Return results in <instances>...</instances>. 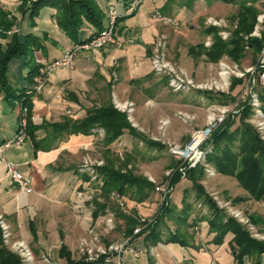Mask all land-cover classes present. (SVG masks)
I'll return each instance as SVG.
<instances>
[{"label":"crops","instance_id":"0c3cea01","mask_svg":"<svg viewBox=\"0 0 264 264\" xmlns=\"http://www.w3.org/2000/svg\"><path fill=\"white\" fill-rule=\"evenodd\" d=\"M2 1H10L15 8L20 4V0ZM151 1L161 9L165 6V2L161 0ZM9 11L11 12V9ZM131 19L132 17L127 18L117 27L118 32L117 34L115 32L114 36L119 45L109 43L104 49L93 52L80 51L74 59L72 68H60L48 74L43 90L30 98V109L21 105L15 97L16 92L14 97H7L0 89V145L12 139L17 133L22 107L27 109L29 124L33 127L27 130V137L23 143H13L0 152V214L4 216L10 227L11 240H23L30 246L34 257L32 264H66V259L59 254L61 246L67 248L71 259L82 260V255L78 251V242L88 235L90 227L94 226L96 230L94 220L97 217L93 218L92 213L91 216H87L88 213L85 211V208L91 204L85 203L78 207L75 191L84 184V175H87L81 168L85 155L88 154L93 159H99L93 157L95 154L101 155L103 148L100 139L103 138L104 131L101 128H94L89 134L67 133L58 131L51 125L61 123L67 118L83 119L89 108L101 104L100 99L104 97L98 95L102 94L103 89L109 85L112 89H116L120 98L124 100L122 93L124 82L128 81L129 84L134 81L141 82L151 73L147 60L132 55L126 45L134 44L139 40H146L151 45L159 23L147 25V20H144L135 21L132 25L130 21L127 23ZM50 22L53 23L52 27L45 26L39 29L37 27L33 29L35 33L30 30L34 35L45 38V49L35 51L33 57L40 65L57 59L74 44L57 28L51 15ZM94 32L93 26L85 23L80 30L78 40H87ZM135 57L139 60L134 59ZM23 58L20 59L23 61ZM131 60L134 67L130 66ZM12 61L9 63L7 74L11 86L14 89L30 86L31 82L26 77L29 64L24 60L22 63L27 64L28 67L18 72L22 63L18 62L19 66L14 67ZM113 64L115 67L112 69L117 75L114 71L112 74L119 81L116 85L108 83L107 67L110 68ZM98 83H101L100 87ZM143 90L141 87L140 92ZM138 124L141 126L140 121L132 126H137L135 128L143 133L138 129ZM129 135L128 133L121 135L111 144V149L117 146V142L122 143L124 140L125 143ZM8 163L29 181L31 192L22 191L10 177L7 171ZM182 181L185 180L178 182L177 186H185ZM144 201L137 203L128 199L130 213L132 214L133 208L146 211L143 207ZM251 201L253 200L247 198L240 205L245 207ZM172 223L174 224L173 220ZM196 223L200 224L199 229L197 225H193L192 231L190 228L188 232L182 230V238L185 241L182 244L158 242L146 246L143 235L135 237L134 245H138L137 247L143 249L144 253L139 257L126 254L125 264H211L212 262L234 264L231 246L226 244L232 239V234H227L224 242L217 245L212 242L214 235L209 233L207 221ZM195 228L198 231H195ZM221 254H225L224 257L220 256ZM217 258H220L221 263L217 262ZM263 258L264 254L261 256V263ZM245 261V264H252L251 258H246Z\"/></svg>","mask_w":264,"mask_h":264},{"label":"rangeland","instance_id":"374dc122","mask_svg":"<svg viewBox=\"0 0 264 264\" xmlns=\"http://www.w3.org/2000/svg\"><path fill=\"white\" fill-rule=\"evenodd\" d=\"M26 1L29 2V0ZM137 1L138 0H135L133 5L136 4ZM161 1L165 2V6H167L168 11L163 13L161 7L156 4H152L151 0H142V2L136 7L137 9L135 14L131 16L132 19L127 21V23L130 21V24L132 25L135 21L144 20H147V25H157V23H159L156 34H154L155 37L150 43L151 45H149L146 40H139L134 44L129 43L126 45V48H130L132 55L135 54L143 57L145 61L147 60L148 69L151 73L144 77L141 82L134 81L129 84L128 81H125L122 86L124 100L120 98L116 89H112L111 86H104L105 88L103 89L102 94L100 93L98 95L104 97L102 100L100 99V103L105 101L108 97H111L113 104L114 99H117L120 102H132L135 107V112L133 113V117L130 122L133 125H137L138 121H140L141 126L138 124V129H141L146 137L161 144L159 147H150V145H147L139 139L129 135V137L126 136L127 139L125 143L124 140H122V143L117 142V146L112 148V151L116 154L115 156L111 155V157H113L114 164L117 167H121L124 164L123 162L128 158V165L126 168L123 167L122 171L126 169L131 170L135 174L143 175L149 181H151V177L154 180V182L151 181L154 185V190L149 193L148 198L144 201L145 203H143V207L146 208V211L133 208L132 214L130 213L129 208V198L126 195L124 199V210L119 206L116 200L110 198L109 194L107 199L109 208L107 207L105 211L99 215L103 216L106 210L113 212L115 215L114 228L110 234L102 236V238L105 239V241H110L119 240L127 236L124 235L125 220L122 215H133V218L138 221V224L139 217H144L148 220L149 225L155 223L154 218L158 213L159 207L163 203L172 210L171 215H167L162 220L161 229L163 237L167 236L168 233L174 232L182 237V230L188 232V229L190 228L192 231L193 225H197V228L199 229L200 224H197L196 222H202L203 220L207 221V219L211 216V209L207 203H204L203 196H199V194L195 193L197 190L192 189V182L187 179L188 171L198 166L202 167L203 176H201L197 182L202 186V189L211 201L214 202L220 210L224 211L226 215L234 218L240 225H242L252 237V232L249 230L248 225L245 222L239 221V219L234 215V212L240 211V213L253 225L254 234L258 233L264 237V201L255 202V200H253L247 203L245 207H243L244 205L241 206L240 204L242 202L244 203V201L248 198L246 191L241 189L234 177L217 172L216 169L206 161V155L197 161L192 160L193 165L189 166V161L173 153L175 147L182 148L190 141L191 134L194 130L201 129L206 125L208 114L217 113L223 108L229 109L230 112L221 124L212 128L211 136L225 121L234 119L237 115H240L246 103L249 105L251 111L245 121L256 130L254 126L255 110L252 109L253 106L250 103L251 92H249V90L252 88V79H256L259 75L260 70L256 65L259 64V59L264 47L259 53L254 55L250 46L247 45L245 56L239 61L233 60L226 54H223L217 61H210L206 55H200L198 50L190 54L189 49L191 46L195 47L198 43H205L207 40H210L212 44V36L203 34V30L208 27L215 28L216 34L221 40L230 41L233 37L234 30L238 25L237 12L239 6L244 1L245 5L253 6L257 10L252 30L244 36V41L247 42L249 37L261 39L264 35V22L260 24L258 22V17L260 14H264V0ZM111 2L118 6L115 1L112 0ZM100 3H103V1L100 0ZM109 4L110 1L106 5L105 3L102 5L103 9L105 8L106 11V23L108 22L107 9ZM0 5L4 8L9 7L11 9V12L9 11L10 9H6L10 13L8 14V18L12 19V16L15 17L14 24L9 33H7L8 35H11V32L16 30L19 34L25 35L26 33H29L30 30L35 33L33 29H37V27L39 29L45 28V26H53V23L50 22L52 9L49 7L42 8L38 17L31 19L29 11L23 12L18 9L21 5V0L18 8L12 6L10 1L5 2L0 0ZM157 15H160L161 17L167 16L173 19V21L177 22V26H174L170 22H164V18L159 19ZM209 19L218 20L222 25V29L211 26L208 23ZM32 23H34V25ZM257 25H259V36L254 35V30ZM117 27L118 25H116L115 21L116 31L114 30V34L115 32L116 34L118 32ZM221 30H225L227 32L226 38L224 39L220 33ZM160 34H164L167 39V46L165 50L166 59L176 69L185 73L191 79L193 78L195 83L214 80L223 82V80H220V72L222 71L220 64L224 63L227 65L228 74L225 75V80L228 81L227 89L224 88L223 91H204L189 88L186 91L172 92L171 88L167 86V77L156 75L151 63V56L153 55L152 49ZM6 41L7 38H2L0 36V42L3 45ZM124 42H126V40ZM107 45L108 44L99 49H104ZM210 45L205 47H210ZM107 52L109 51H106V53ZM34 55L35 53L31 56L32 59ZM134 59L139 60V58L136 57ZM24 60L25 58H23V61ZM133 60H131L130 64ZM23 61L19 58L14 59L12 62L14 67H17L19 66L18 62L22 63ZM14 62H16V64ZM13 64L11 63V65ZM45 64H47V62L44 64L42 63L41 66ZM130 66L134 67L132 64ZM251 66H256L257 68V73L255 75H246L244 78H240L236 75L237 71L243 72ZM24 67H28V65L22 63L18 72H21V69ZM113 67H115L114 64L110 67L111 69L107 67L108 83L116 85L119 81L118 79L116 80L115 75H117V72L112 69ZM26 70L27 69H25V71ZM113 71L115 75L112 74ZM38 73L39 70L37 74ZM233 79H242V81L236 86L235 90L232 91L231 85ZM97 85L100 87L101 83H98ZM256 86L259 85L257 84ZM141 87L144 90L140 92ZM146 89L148 90L146 91ZM206 92H212L215 94L225 93L232 96V98L221 99L220 101L210 100L205 96ZM257 93L260 101L261 117H263L264 121V88H262L260 93ZM241 94L244 95V97L246 96L247 99L242 98ZM256 132L258 133L260 139L264 142V139L261 138L259 132L257 130ZM100 143L102 146V138L100 139ZM210 148L211 146H204V150H210ZM103 151L104 148L101 150V155L95 154L93 157L99 158L105 162ZM175 172L180 175V181L185 180L182 181V183H185V186H177L180 181L175 185L170 183L171 177ZM85 181H89V178ZM91 186L95 187L96 181L91 182ZM156 186H168V193L166 197L163 198V196L155 190ZM102 193L103 192L100 194L97 193V195H99V199L96 198L98 201H103L104 197H102ZM186 204H188V207L185 212L182 213ZM92 207L94 209V203L85 208V211L88 213L86 214L87 216L91 215L93 210ZM186 215L187 217L185 218ZM172 220L174 221V224L172 223ZM95 226L98 233L103 231L104 225L101 222L96 223ZM197 228H195V231H198L196 230ZM142 235L145 236V232H142ZM135 237L133 241H135ZM257 240L264 242V238ZM230 241H227L226 244H230ZM135 246L137 247L138 245ZM5 247L10 250L8 246L5 245ZM224 255L225 254H221L220 256L224 257ZM245 260L246 259H244L243 264H245ZM233 261L234 264H237L234 256ZM20 262L23 264L21 260ZM217 262L221 263L220 258H217ZM260 264H264V258Z\"/></svg>","mask_w":264,"mask_h":264},{"label":"trees","instance_id":"16d2710c","mask_svg":"<svg viewBox=\"0 0 264 264\" xmlns=\"http://www.w3.org/2000/svg\"><path fill=\"white\" fill-rule=\"evenodd\" d=\"M21 0L19 7L23 12L29 11L31 19L38 17L40 10L44 7H49L54 10L51 17L55 21L57 28L74 44L81 43L86 40L79 41V33L85 23L90 24L95 29V32L88 39L93 38L97 33L106 26V11L102 5H105L112 0ZM117 3L116 25L121 24L127 18L135 14L136 9L127 14V9L133 5L135 0H113ZM167 6L162 8V12H166ZM257 10L253 6L245 5V1L239 6L237 17L238 25L234 30L233 37L230 41L221 40L216 29L212 27L205 28L203 34L212 36V44L210 47H205L204 43H198L195 47L191 46L189 53L192 54L198 50L200 55H206L210 61H217L223 54L230 56L233 60L239 61L245 56L246 46L256 55L264 47V35L261 39L249 37L247 42L244 41V36L251 32ZM10 14L0 5V36L7 38L3 45L0 42V89L5 92L7 97H14L20 101L24 107L31 108L30 97L27 96L26 90L28 87L14 89L8 81L9 63L14 59L26 58L25 61L29 64L27 79L31 84L33 78L37 74L41 65L36 63L33 56L34 51L44 50V36H37L29 32L25 35L19 34L17 31L11 30L15 17L8 18ZM34 25V23H32ZM46 36V35H45ZM87 39V40H88ZM54 61V60H53ZM242 79H233L231 90H235L236 86L241 83ZM110 86V85H109ZM257 92L260 93L261 87H258ZM205 96L210 100H218L232 98L229 94L206 92ZM251 109L246 103L240 115L234 119L225 121L210 137L209 141L204 146H211L206 154V161L211 164L217 172L234 177L239 186L243 188L249 199L255 201H264V142L260 139L256 130L245 121ZM27 130L33 127L29 124V114ZM52 127L58 131L67 133H91L94 128H101L104 131L102 138L103 157L105 158L104 165L98 170L103 180L102 197L103 201L94 199L93 218H96L100 213H103L108 207L107 199L112 191L120 195H126L129 199L141 203L154 190V185L143 175L135 174L131 170L122 171L128 163L124 161L123 166L117 167L114 164L112 156L115 152L111 149V144L116 141L124 133L139 139L150 147H159L161 144L146 137L142 132L138 131L127 118L126 113L115 108L111 97H108L98 106H92L87 110V115L80 120L71 118L65 119L58 124H52ZM203 176L202 167L198 166L188 171L187 179L192 182V189L197 190L195 193L203 196L204 203H207L211 209V216L207 219L208 231L213 233L212 242L220 244L223 242L227 234H232L230 241L231 251L237 264H243L244 259L251 258L253 264L261 263V256L264 254V242L259 241L249 235L245 228L240 225L234 218L225 214L220 210L214 202L205 194L202 186L197 182ZM88 175H84V180H87ZM180 175L173 173L170 183L177 184L180 180ZM188 204L182 210V213L187 209ZM109 208V207H108ZM172 210L164 203L159 207L158 213L154 218V222L145 230L144 243L146 246L154 245L158 242L164 243H184V239L177 233H168L163 237L161 229L162 220L167 215H171ZM187 214V213H186ZM125 220L124 235H130L133 229L138 224L133 218V215H122ZM187 215L185 216V218ZM136 218V216H135ZM157 219V222H156ZM185 222V221H184ZM142 232L137 236L142 235ZM0 230V264H21L20 258L15 253L8 250L3 244ZM59 254L66 259V264H87L83 260L71 259L70 252L65 246L60 247Z\"/></svg>","mask_w":264,"mask_h":264},{"label":"built area","instance_id":"2783aa9c","mask_svg":"<svg viewBox=\"0 0 264 264\" xmlns=\"http://www.w3.org/2000/svg\"><path fill=\"white\" fill-rule=\"evenodd\" d=\"M142 2L138 0L136 4L130 6L127 9V14L131 13L136 9V7ZM108 22L106 26L102 28L96 36L90 38L81 43L73 44L68 48L60 57L51 61L45 65H42L39 68V73L36 74L33 78V83L26 90L27 96L32 98V96L40 93L46 84V78L48 74L52 71L60 68H72L75 57L79 54L80 51H96L97 49L105 46L106 44H118L114 37L115 30V21L117 17L116 5L110 2L107 9ZM159 19L164 18V22H170L174 26H177V22L173 19L164 16L161 17L157 15ZM258 22L261 24L264 22V14H260L258 17ZM208 23L216 28L222 29L221 23L218 20L209 19ZM259 24V25H260ZM255 27L254 35L259 36L258 26ZM222 38H226V31H220ZM205 46L211 44L210 40H207ZM167 39L164 34L160 36L155 41L153 46V55L151 56L152 67L155 70V74L159 76L167 77V86L171 88L172 92L186 91L189 88L204 90V91H223L224 88L227 89L228 81L225 80V75L228 74L227 65L221 63L222 71L220 72V82L218 80L214 81H204L197 82L193 81L188 75L176 69L171 63L166 59V50ZM259 68V75L257 78L252 79V88L249 90L251 92L250 103L253 106L252 109L255 110L254 113V126L259 132L262 139H264V121L261 117L260 101L258 98V93L256 92L257 87L264 88V49L262 51L261 57L259 59V64L256 65ZM256 66H251L245 69L243 72L237 71L236 75L240 78H244L246 75H255L257 73ZM233 72V71H232ZM259 86H256V85ZM242 95V94H241ZM244 99L247 97L244 95L241 96ZM240 97V98H241ZM114 106L118 110L126 113L129 121L132 120L133 113L135 110L134 104L130 101L120 102L117 99H114ZM229 109L223 108L220 109L217 113H211L207 115L206 125L201 128L194 130L191 134L190 141L184 147H175L173 150L174 154L177 156L183 157L185 160L189 161V166H192V160L197 161L205 157L208 149L204 150V144L211 137L212 128L218 124H221L226 116L229 113ZM27 109L22 107L20 111L19 119V128L15 136L3 142L0 145V152L11 146L13 143L21 144L27 137ZM104 165V161L101 159H93L90 155H85L81 168L89 177V181H85L84 184L78 187L75 191V200L78 207L85 203H94V199H99V195L102 192L103 180L98 170L99 167ZM7 171L10 177L18 184L19 188L25 192H31L29 181L24 177V175L18 171L13 165L7 164ZM151 181L154 180L150 177ZM96 181V186H91V182ZM155 190L160 193V195L166 197L168 193V186L159 187L156 186ZM96 194V195H95ZM110 198L116 200L119 206L125 210V196L120 195L119 193L112 191L110 193ZM234 212V211H231ZM236 218L239 221L245 222L248 225L249 230L252 232V237L257 239H263L264 237L258 233L254 234V228L251 222L248 221L240 211L234 212ZM91 216V215H90ZM114 213L110 210H106L103 216L98 215L94 220L95 223L101 222L104 227L103 231L98 233L95 230L94 226L88 229V235L81 238L78 242V251L82 255V260L89 264H125V255L131 254L133 257H139L144 253V250L140 247L134 245V237L140 234L149 226V221L144 217H139V224L133 229V232L130 235L125 236L119 240H110L105 241L102 236H107L114 228ZM90 221L93 223V219L90 217ZM0 230L3 239V243L9 247V249L18 255L23 264H32L34 257L30 246L23 240H11L10 227L5 221V218L0 214ZM211 264H215L212 262Z\"/></svg>","mask_w":264,"mask_h":264}]
</instances>
